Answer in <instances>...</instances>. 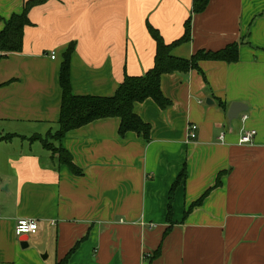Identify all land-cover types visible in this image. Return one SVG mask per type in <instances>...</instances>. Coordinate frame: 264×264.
Here are the masks:
<instances>
[{
	"label": "crops",
	"instance_id": "0c3cea01",
	"mask_svg": "<svg viewBox=\"0 0 264 264\" xmlns=\"http://www.w3.org/2000/svg\"><path fill=\"white\" fill-rule=\"evenodd\" d=\"M24 1L0 0V31ZM191 2L47 0L30 9L22 50L0 58V137L12 136L0 140V264H56L76 244L67 264H264V0H209L191 15L190 40L173 56L238 42V60L162 74L171 105H133L150 125L148 141L121 136L116 117L72 129L55 145L69 153L75 174L30 139L58 129L69 44L71 92L112 96L125 74L153 66L147 25L175 41ZM234 102L246 110L230 121ZM189 123L198 128L193 141ZM244 130L256 132L249 145L238 143ZM20 218L36 219L37 233L17 237Z\"/></svg>",
	"mask_w": 264,
	"mask_h": 264
},
{
	"label": "trees",
	"instance_id": "16d2710c",
	"mask_svg": "<svg viewBox=\"0 0 264 264\" xmlns=\"http://www.w3.org/2000/svg\"><path fill=\"white\" fill-rule=\"evenodd\" d=\"M46 1L47 0H25L21 13L12 14L9 19L4 22V26L0 31V58L8 53L20 52L22 50L24 28L30 25L28 13L32 7ZM208 2L209 0H192L190 16L183 24V34L171 43L164 42L159 32L152 26L147 25L148 32L155 42L153 66L139 76H129L125 74L112 96L74 95L71 92L69 62L74 45L72 43L69 44L63 54V60L60 65L59 84L62 95L57 122L58 129L53 134L48 133L45 137L32 136L30 139L32 141H39L44 148L51 151L52 154H56L59 162L66 165L75 174H80V170L77 169L72 162L69 153L60 145H55V142L58 143L63 135L72 129L79 128L97 119L116 117L120 121L118 132L121 136H124L128 132H134L148 141L150 139V125L142 121V119L134 113L133 105L134 103L143 102L146 99L153 100L161 109H166L171 105L170 100L162 94L160 89V78L162 74L174 72L184 73L193 69L200 70L198 63L202 60L224 61L226 63H233L238 60V42L229 43L222 49L216 51L197 50L188 59L175 57L171 54L174 47L190 40L191 15L203 12ZM11 137L10 134H6L1 136L0 140H8ZM220 175L221 173L218 174L215 185L220 183ZM184 176L185 172L184 169H182L175 184ZM173 187L170 191L168 203V219L171 213V193ZM206 193L207 191L190 204L185 215L201 205ZM77 247L78 244H76L65 257L56 262V264H67L70 256ZM159 249L158 247L154 251V257L158 255Z\"/></svg>",
	"mask_w": 264,
	"mask_h": 264
},
{
	"label": "built area",
	"instance_id": "2783aa9c",
	"mask_svg": "<svg viewBox=\"0 0 264 264\" xmlns=\"http://www.w3.org/2000/svg\"><path fill=\"white\" fill-rule=\"evenodd\" d=\"M54 52L51 53V58H54ZM243 119H245V116H243ZM197 125L195 123H189L187 126V138L190 141H193L197 137ZM255 130H244L239 138L238 143L239 144H246L249 145L252 143V140L255 135ZM223 133L220 134L218 137L220 141H223ZM39 227L38 222L36 219L33 218H20L16 221L14 225V234L19 237L22 235H34L37 233Z\"/></svg>",
	"mask_w": 264,
	"mask_h": 264
},
{
	"label": "water",
	"instance_id": "95a60500",
	"mask_svg": "<svg viewBox=\"0 0 264 264\" xmlns=\"http://www.w3.org/2000/svg\"><path fill=\"white\" fill-rule=\"evenodd\" d=\"M242 110H246V107H243L242 104L238 103V102H234L230 105L228 113H227V117L228 119L231 121L232 119L236 118L238 113ZM23 247L27 246V243H23L22 244Z\"/></svg>",
	"mask_w": 264,
	"mask_h": 264
}]
</instances>
